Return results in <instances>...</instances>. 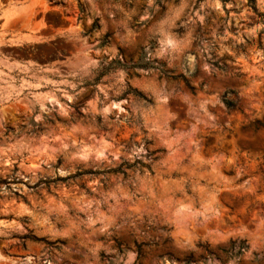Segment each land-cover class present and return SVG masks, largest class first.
Masks as SVG:
<instances>
[{"label":"rangeland","instance_id":"rangeland-1","mask_svg":"<svg viewBox=\"0 0 264 264\" xmlns=\"http://www.w3.org/2000/svg\"><path fill=\"white\" fill-rule=\"evenodd\" d=\"M0 264H264V0H0Z\"/></svg>","mask_w":264,"mask_h":264},{"label":"trees","instance_id":"trees-1","mask_svg":"<svg viewBox=\"0 0 264 264\" xmlns=\"http://www.w3.org/2000/svg\"><path fill=\"white\" fill-rule=\"evenodd\" d=\"M227 104H231V101H227Z\"/></svg>","mask_w":264,"mask_h":264}]
</instances>
